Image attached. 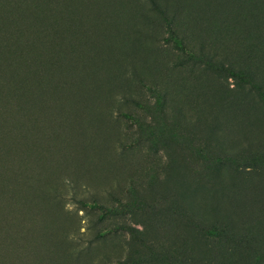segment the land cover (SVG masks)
<instances>
[{"label":"rangeland","instance_id":"374dc122","mask_svg":"<svg viewBox=\"0 0 264 264\" xmlns=\"http://www.w3.org/2000/svg\"><path fill=\"white\" fill-rule=\"evenodd\" d=\"M82 1L41 10L72 21L49 81L0 49L35 98L0 128V264H264V0Z\"/></svg>","mask_w":264,"mask_h":264},{"label":"trees","instance_id":"16d2710c","mask_svg":"<svg viewBox=\"0 0 264 264\" xmlns=\"http://www.w3.org/2000/svg\"><path fill=\"white\" fill-rule=\"evenodd\" d=\"M70 3L71 5H69ZM76 3H79L78 8ZM69 6L80 9L81 12L86 9L82 0H75V2L73 0H0V30L3 31V36L0 38V45H2L0 49L7 50L11 59L10 62H6L7 70L16 61H19V64H25L30 69L29 74L40 83L49 81V77L60 70L62 66L58 56L53 54V51H48L46 48L37 50L33 47L36 44H42L41 41H49L47 44L51 45L53 41L64 40V31L70 32L72 21H65L64 17H62L63 19L61 17L55 18L47 28L43 29L45 16L41 10L55 7L63 10L62 15H59L63 16L64 13L70 11ZM30 17L33 21L29 24L30 20H27ZM80 18H83V15ZM39 26L43 31H40ZM43 32L45 33L42 34ZM3 71L2 74L0 71V128L2 126L4 130V127L14 125L18 116L22 119H31L32 114L30 112L35 107V98L32 91L16 82V74H7L5 70ZM10 102L18 103L19 108L7 111L4 105ZM23 103L26 108H23ZM34 118H36L35 121H39L37 117ZM81 204L92 209L98 207L95 202L81 201Z\"/></svg>","mask_w":264,"mask_h":264}]
</instances>
